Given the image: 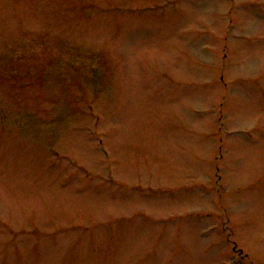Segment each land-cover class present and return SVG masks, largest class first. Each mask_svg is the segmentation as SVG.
I'll return each instance as SVG.
<instances>
[{
    "label": "rangeland",
    "instance_id": "obj_1",
    "mask_svg": "<svg viewBox=\"0 0 264 264\" xmlns=\"http://www.w3.org/2000/svg\"><path fill=\"white\" fill-rule=\"evenodd\" d=\"M60 39L108 59L99 94L67 100ZM0 58L80 113L0 124V264H264V0H0Z\"/></svg>",
    "mask_w": 264,
    "mask_h": 264
},
{
    "label": "trees",
    "instance_id": "obj_2",
    "mask_svg": "<svg viewBox=\"0 0 264 264\" xmlns=\"http://www.w3.org/2000/svg\"><path fill=\"white\" fill-rule=\"evenodd\" d=\"M82 60L79 62L76 58L75 61L69 63L71 66L77 65L80 63L82 69L74 70L72 68L70 70V65H64L66 76H70L71 79L69 80L68 84H65L64 89L69 92L68 101L73 100L77 103L82 101L84 99L85 92L82 91L83 88H89L86 91H89V95L92 94L93 96H96L99 94L100 90L103 88L101 87V80L100 77L103 74V70L106 68L107 65L106 61L101 56H95V55H85V53L81 54L80 57ZM8 66L5 58H0V122L3 123L5 121H10L12 125H15L18 129L26 130L27 128H34L36 130L40 129L39 135H42L43 132H40L43 130L44 127H54V129L59 130V128L66 127L72 120V117L75 115V112L71 111H64L60 112L57 110L52 112H40V106L42 104H47L52 106L53 100L49 99L48 97H42L40 96V93L38 92V95L35 93L25 92L24 90H19L17 88L18 84H21V80L23 79H17L15 80V77H12L13 75L6 76V73L9 72L8 68L6 69V66ZM101 65V67L99 66ZM62 65L57 63L55 64V68H61ZM31 72V67L26 68V71ZM73 71V72H72ZM5 73L4 77L2 73ZM13 72V71H12ZM64 72V73H65ZM80 73L83 75L80 79L78 77H75L74 75H77ZM49 76V75H48ZM24 78V76H23ZM57 85V80L55 81ZM101 87V89H99ZM32 87H28L30 89ZM77 93L80 95L79 99H75L74 93ZM27 94V95H26ZM27 102H30L31 106H34V111L30 112L26 106H29ZM35 110H37L39 113H36ZM79 115V112L76 113V116ZM44 135V134H43Z\"/></svg>",
    "mask_w": 264,
    "mask_h": 264
}]
</instances>
